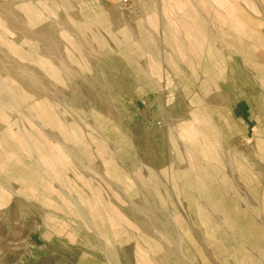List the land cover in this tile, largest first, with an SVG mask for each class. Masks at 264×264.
<instances>
[{
    "label": "rangeland",
    "instance_id": "rangeland-1",
    "mask_svg": "<svg viewBox=\"0 0 264 264\" xmlns=\"http://www.w3.org/2000/svg\"><path fill=\"white\" fill-rule=\"evenodd\" d=\"M41 1L0 0V264H264V0Z\"/></svg>",
    "mask_w": 264,
    "mask_h": 264
},
{
    "label": "bare ground",
    "instance_id": "bare-ground-1",
    "mask_svg": "<svg viewBox=\"0 0 264 264\" xmlns=\"http://www.w3.org/2000/svg\"><path fill=\"white\" fill-rule=\"evenodd\" d=\"M223 1L225 3L228 2L230 5H234V4L238 3V0H223ZM245 1L252 8V10H255V8L253 7V3H254L253 0H245ZM41 2L44 5V8H43L42 11L39 10V12L31 13L30 11L27 10L28 19H29L30 22H32L34 20L36 21V20H42V19L44 20V19H47V18H52L53 16L56 15V11H55L54 7L51 6L47 0H42ZM10 15L13 18L15 24H17L18 23L17 22L18 21V16L15 13H13V12H10ZM0 24L4 26L3 23L0 22ZM256 25H258L259 27H263L264 26V24L262 22H260V21H257L256 22ZM238 26H239L238 27V32H241V31H243L245 33L247 32L246 29L243 28V22H241V19H240V23L238 24ZM140 30H142V29H140ZM200 49H201L200 47H197V53L192 54V56L193 57H196L197 60H198L197 62L194 63L197 66L201 65V63H202V61H201L202 59L199 58V57H201L200 55H202V51H200ZM47 65H50V66L52 65L51 62H49V60L47 61ZM51 77L53 79L57 80L59 83L60 82L63 83L62 82V79L61 78L59 79V77L57 76V74L54 71L51 72ZM30 78H28L25 82L27 83V85L29 87H34V83H33V81ZM8 94H9V96H11V101H17L16 98L14 97V95H12L13 93L10 90H8ZM22 95L23 94H21L20 96H22ZM194 102L198 103L199 101H194ZM203 119L205 121H208L209 123L211 122V123H215L216 124V119H215V116H213V115L206 116L204 114ZM198 123H199V120L196 119V118L193 121H190L188 123L192 127V134L190 135L191 136V139H196V137L198 136V134H200L199 133L200 132L199 129H198V131H194V130H197V124ZM188 124H187V126H188ZM28 139H30V138L27 135L25 137V142L26 141H29ZM40 140H42L43 142H41V146L38 148V149L41 148V150L38 153V155L31 156V154H30V156H29V157H34V159L37 162V166L39 168V181H40V184H39V186H36L37 188H32V185L30 184V185L26 186V189H24V191L18 190L17 192L18 193L24 192L26 194V196L28 197L32 191H40V190L43 191L41 193L42 194V198L40 200V204H41V207L42 208H46L47 207V204H48L47 199H46V195H45V193H48L47 192V189H48V182L47 181H49V182H54V181L56 182L57 181L56 176H54V174L51 173V170H50V167H49V164H48L49 158H50V161H51V157H52V159H55V157L52 155L53 154L52 151L55 152V149L53 147H51V145L49 144V140L48 139H45V138H42L41 137ZM56 144L58 146H60L61 149L65 150V147L66 146L62 142H57ZM57 145H55V147H57ZM192 149H195V147H192ZM60 152L61 151H59V154H60ZM59 154H58V156H59ZM57 157H56V159H57ZM24 158H25L24 159V162L25 163L24 162H21L20 165L21 164H25L26 165V163H27V157H24ZM22 170H19V172L21 173ZM123 174L126 176L125 177L127 179L126 181L127 182H131L129 180V178L132 179V177L136 174V172H132V173L129 174L126 171L123 170ZM9 175L10 174L8 172L7 173L5 172L1 176V178H0V180H1V186H3L5 188V190H7L9 193L14 194V193H16L15 188L13 186H10V185L7 184V183L10 182ZM23 175H24V179L25 180H29L30 175L28 174V172L26 170L24 171V174ZM156 187H158V185H156ZM53 193H56L59 196V200H54V206L55 207H59V203L61 202L63 195L65 196V194H66L65 193V189H64L63 186H60L59 188L55 189L53 191ZM255 197H257V196H255ZM77 202L78 201H75L74 204H77ZM213 206L216 207V205H213ZM214 210H216V208ZM232 210L239 211L240 209L233 204V209ZM211 236L215 237L214 234L210 235V232L209 231H208V233L205 234V237H206L205 240H206V242L211 243L210 242L211 239H212Z\"/></svg>",
    "mask_w": 264,
    "mask_h": 264
},
{
    "label": "built area",
    "instance_id": "built-area-1",
    "mask_svg": "<svg viewBox=\"0 0 264 264\" xmlns=\"http://www.w3.org/2000/svg\"><path fill=\"white\" fill-rule=\"evenodd\" d=\"M119 4H122V5H127L131 2V0H113Z\"/></svg>",
    "mask_w": 264,
    "mask_h": 264
}]
</instances>
